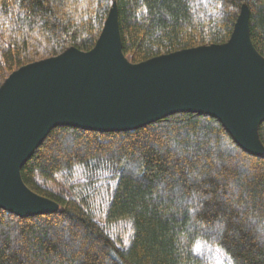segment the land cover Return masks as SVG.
I'll list each match as a JSON object with an SVG mask.
<instances>
[{"label":"trees","instance_id":"16d2710c","mask_svg":"<svg viewBox=\"0 0 264 264\" xmlns=\"http://www.w3.org/2000/svg\"><path fill=\"white\" fill-rule=\"evenodd\" d=\"M114 4L134 64L227 44L244 6L264 57V0H0V87L27 65L93 50ZM22 177L61 212L0 209V264H216L214 252L264 264V157L211 116L123 133L59 127Z\"/></svg>","mask_w":264,"mask_h":264},{"label":"water","instance_id":"95a60500","mask_svg":"<svg viewBox=\"0 0 264 264\" xmlns=\"http://www.w3.org/2000/svg\"><path fill=\"white\" fill-rule=\"evenodd\" d=\"M182 113L218 119L246 153L264 157V57L251 40L248 7L227 44L134 64L114 4L93 50L27 65L0 87V209L22 219L61 212L22 177L54 129L123 133Z\"/></svg>","mask_w":264,"mask_h":264},{"label":"rangeland","instance_id":"374dc122","mask_svg":"<svg viewBox=\"0 0 264 264\" xmlns=\"http://www.w3.org/2000/svg\"><path fill=\"white\" fill-rule=\"evenodd\" d=\"M214 255L217 258L216 264H231L222 254L218 252H214Z\"/></svg>","mask_w":264,"mask_h":264}]
</instances>
